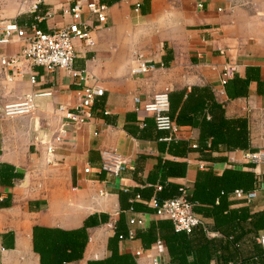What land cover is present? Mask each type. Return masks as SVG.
I'll return each mask as SVG.
<instances>
[{
  "label": "crops",
  "instance_id": "0c3cea01",
  "mask_svg": "<svg viewBox=\"0 0 264 264\" xmlns=\"http://www.w3.org/2000/svg\"><path fill=\"white\" fill-rule=\"evenodd\" d=\"M74 1L83 4L88 0H0V20H12L18 26L36 24L49 31L71 22L63 11ZM92 1L106 6L104 22L97 23L83 8L79 22L85 24L91 45L72 40V68L86 71V84L102 90L93 102L88 123L65 124L64 138L55 142L53 137L63 122L57 107L72 106L81 86L73 84L64 70L46 73L24 62L14 70L0 69V163L11 165L21 175L12 180L11 188L0 190V202L7 198V206H0V264H39L32 249V228L72 231L92 214L107 215V221L86 229L81 258L65 264L106 260L108 238L115 230L126 234L129 208L144 215V225L135 233L146 234L149 222L165 221L153 215L144 204L147 199L175 197L181 185L189 195L199 173L219 176L226 167L251 171L258 187L249 205L229 195L227 209L264 214V0ZM20 47L12 39L0 45V55H15ZM222 50L224 56L219 54ZM137 56L154 69L131 75ZM227 59L236 66L231 78L246 85L243 97L227 99L223 93L219 74ZM202 87L221 104L224 118L245 120L248 146L254 151L200 152L196 128L182 125L177 135L169 137L168 132L155 130L152 119L141 109L154 94L183 91V101L190 88ZM45 90L52 91V97L36 98L30 114L1 116L4 105ZM134 97L139 100L137 106ZM47 146H52L51 154L46 153ZM109 151L124 161L125 170L118 177L107 176L100 169V154ZM245 153L256 154L259 160L251 163L244 159ZM198 164L204 165L203 170ZM86 167L88 173L83 172ZM198 215L203 235L190 238L193 245L213 238L208 264H240L259 250L256 237H264V227L253 231L249 218L236 226H223L230 236L223 238L212 230L210 217ZM163 233L155 228L149 247L138 237L117 241L116 253L135 264H150L151 258L168 262L159 237ZM233 236L238 237L236 241ZM135 251L141 255L135 257ZM191 260L188 255L187 261Z\"/></svg>",
  "mask_w": 264,
  "mask_h": 264
},
{
  "label": "trees",
  "instance_id": "16d2710c",
  "mask_svg": "<svg viewBox=\"0 0 264 264\" xmlns=\"http://www.w3.org/2000/svg\"><path fill=\"white\" fill-rule=\"evenodd\" d=\"M36 27L42 30L39 25H36ZM249 70L256 71L255 69ZM191 93H196V97L191 98ZM223 93L227 99L243 97L246 94V85L239 79L231 78L223 85ZM183 94V91H174L167 94L168 116L180 127L189 125L198 130L200 152L207 150L254 151L248 146L245 120L241 118H224L221 104L214 101L213 95L208 93L205 87L190 88L186 92L184 100L181 101ZM179 104L181 106L178 108ZM247 168L251 169L252 165L248 164ZM20 177L21 175L14 172L11 165L0 163V190L3 187L11 188L12 180ZM252 183L253 174L249 170L236 171L226 167L219 176L212 175L210 172H201L197 175L187 200L192 204L193 212L212 219V230L223 238L230 237L229 234L223 232V226H236L245 222L248 218L252 230L256 231L264 227V214L250 215L242 209L234 211L227 209L229 205L227 197L234 190L250 191ZM160 189L159 186L158 191ZM157 201L161 202L163 200ZM6 202L7 198H4V201L0 202V206L6 207ZM107 218V215L104 214H92L83 220L79 229L72 231L32 228V249L38 255L39 264H65L79 260L87 240L86 229L105 223ZM155 228L164 232L159 237L165 244L169 264L209 263V244L213 238H208V241L205 240L203 243L200 240L199 244L196 243L197 245H193L190 238L193 235L202 236L204 231L202 226H198L189 234H185L184 232H174L168 220L156 223L149 222L146 234L135 233L134 237L140 238L144 247H149L152 243V232ZM119 235L124 236L125 234H119L115 230L113 236L107 240L109 257L94 264H135L128 256L117 255L116 242ZM232 238V241H236L238 237L233 236ZM258 248L259 250L251 258L240 261V264H264V255L259 245ZM188 255L192 256V260L189 262L187 261ZM225 263H228V261L221 264ZM86 264H91V262Z\"/></svg>",
  "mask_w": 264,
  "mask_h": 264
},
{
  "label": "built area",
  "instance_id": "2783aa9c",
  "mask_svg": "<svg viewBox=\"0 0 264 264\" xmlns=\"http://www.w3.org/2000/svg\"><path fill=\"white\" fill-rule=\"evenodd\" d=\"M121 2H129L130 0H120ZM133 10L138 11V4H133ZM198 7L201 4L198 3ZM85 8L87 13L94 18L97 23H102L105 20L106 6L98 2L88 0L85 3L81 1H74L72 5L65 8L64 14L71 18V22L67 25L51 29L49 31H42L31 24L28 26H18L12 20H0V45L9 43L12 39L21 43L19 51L15 55L6 56L0 55V69L14 70L15 66L24 62L29 66L40 67L46 73H53L56 70H64L68 73L73 84L81 86L76 91L73 105L65 108L63 105L57 107V112L60 114L62 123L60 124L56 135L53 137L55 142H60L64 138L66 130L65 124L72 126H79L86 124L91 120V108L93 102L97 97L102 95V90L96 85L86 84L87 73L84 70H75L72 68L74 59L73 39L83 42V45L89 47L91 41L88 37V30L85 24L79 22L82 9ZM220 55L225 52L219 51ZM154 69L151 63L137 56L136 65L130 70L131 75L145 74ZM236 66L226 60L221 66L219 74V83L223 86L229 80L234 72ZM29 82L34 83L33 74L29 76ZM53 92L45 90L37 94H29L18 103L4 105L1 109V116L3 118H12L19 115H27L35 108L36 98H50ZM135 106L139 104L138 98H132ZM142 111L148 115L152 121L155 130L166 131L170 136H175L180 132L181 127L176 125L174 120L168 116V100L166 93H157L141 105ZM134 110H137L136 107ZM168 137V138H169ZM191 148H195L192 144ZM47 154L53 151L52 146L45 148ZM244 159L251 163H256L259 158L256 154L245 153ZM101 165L100 169L107 176L118 177L124 170V161L114 152H105L100 154ZM204 165L198 164V169L203 170ZM84 173L89 172V168L83 169ZM264 190V186L262 187ZM159 190V187H156ZM258 187L256 181H253L252 189L248 192L241 190H234L230 196L235 201L243 202L249 205L257 196ZM187 188L181 185L177 189L175 197L158 202L155 198H150L144 204L153 210V215L157 218L168 220L174 232H184L189 234L193 229L201 226L202 218L192 211V204L187 200ZM135 199H139L135 196ZM131 216L126 220L127 229L126 234L119 235L118 241L132 240L135 235V230L141 229L144 225V215L135 213L131 208L127 210ZM261 252L264 255V237H256ZM135 257L141 255V251L133 253ZM150 264H169L168 262H160L154 258L149 261ZM233 264V263H225Z\"/></svg>",
  "mask_w": 264,
  "mask_h": 264
},
{
  "label": "water",
  "instance_id": "95a60500",
  "mask_svg": "<svg viewBox=\"0 0 264 264\" xmlns=\"http://www.w3.org/2000/svg\"><path fill=\"white\" fill-rule=\"evenodd\" d=\"M211 235H213V234H211Z\"/></svg>",
  "mask_w": 264,
  "mask_h": 264
}]
</instances>
